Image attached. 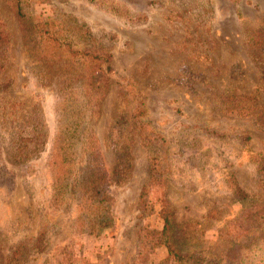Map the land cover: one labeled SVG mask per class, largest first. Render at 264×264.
Instances as JSON below:
<instances>
[{"label":"rangeland","instance_id":"rangeland-1","mask_svg":"<svg viewBox=\"0 0 264 264\" xmlns=\"http://www.w3.org/2000/svg\"><path fill=\"white\" fill-rule=\"evenodd\" d=\"M28 11L79 26L77 45L106 58L108 81L98 82L86 118L106 171L111 223L91 232L85 210L79 222L72 202L50 205L46 161L59 99L53 68L63 63L30 57L11 0H0V262L19 246L12 264H156L165 247L146 257L138 233L161 227V191L150 189L151 210L138 195L148 157L163 150V194L177 221L199 222L182 248L199 264L219 257L229 242L224 222L243 207L233 189L264 200V167L251 161L264 153V127L226 108L235 95H253L246 104L264 112V49L247 40L250 32L264 35V0H34ZM135 117L152 146L139 137ZM36 128L43 140L36 154L11 160L9 136Z\"/></svg>","mask_w":264,"mask_h":264},{"label":"trees","instance_id":"trees-1","mask_svg":"<svg viewBox=\"0 0 264 264\" xmlns=\"http://www.w3.org/2000/svg\"><path fill=\"white\" fill-rule=\"evenodd\" d=\"M33 1L11 0L27 40L26 52L30 57L43 56L46 61L62 60L63 63L59 68H53L59 99L56 104V129L46 161L50 205L58 208L72 202L77 213L75 221L80 222V212L85 210L90 231H102L111 223L109 209L112 199L104 189L107 181L106 171L95 138L88 129L86 117L87 113H90V118L91 113H94L93 109L100 94L98 82L108 81V68L107 65L103 66L106 58L89 48L77 45L76 38L82 37L79 26L63 25L65 22L47 14L29 18L28 9ZM27 19L30 22L27 23ZM247 40L253 50L260 53L263 51L264 47L260 46L264 43L262 32L257 35L250 32ZM235 97L237 100L226 104V108L237 115H253L255 121L264 127V112L257 110L256 105L246 104L253 100L254 96ZM254 109L256 111H253ZM142 114L143 109L139 108L136 116L140 117ZM17 130L18 133L9 136L8 156L14 162H23L36 154L37 146H41L43 140L40 129H34L32 134L25 137L20 135L22 129ZM136 130L141 140L152 146L155 142L153 135L142 126V121L138 118ZM167 158L165 150L148 157V180L141 186L138 199L143 210H147L150 204V189L160 188L157 215L161 227L141 228L138 233L139 246L147 254L146 257L156 247H165L166 256L156 264H199L200 258L196 253H189L182 248L183 244L188 245L185 240L194 238L193 223L199 222L193 219L177 221L173 207L163 194L167 185ZM251 161L258 169H262L264 153L255 154ZM232 192L234 197L243 202V207L224 222L223 230L229 237V242L222 249L220 256L209 264H264V200L254 199L238 187ZM18 247L16 246L12 254L5 257L0 264H12L11 256L19 252Z\"/></svg>","mask_w":264,"mask_h":264}]
</instances>
